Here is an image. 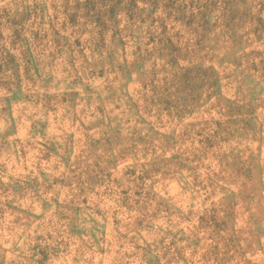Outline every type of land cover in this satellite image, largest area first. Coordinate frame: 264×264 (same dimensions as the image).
Returning a JSON list of instances; mask_svg holds the SVG:
<instances>
[{"label":"rangeland","instance_id":"rangeland-1","mask_svg":"<svg viewBox=\"0 0 264 264\" xmlns=\"http://www.w3.org/2000/svg\"><path fill=\"white\" fill-rule=\"evenodd\" d=\"M0 264H264V0H0Z\"/></svg>","mask_w":264,"mask_h":264}]
</instances>
